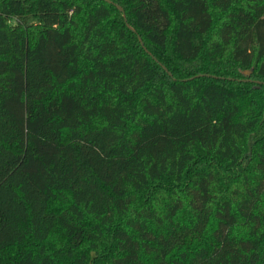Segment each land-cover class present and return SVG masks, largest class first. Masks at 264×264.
Here are the masks:
<instances>
[{"label": "trees", "instance_id": "16d2710c", "mask_svg": "<svg viewBox=\"0 0 264 264\" xmlns=\"http://www.w3.org/2000/svg\"><path fill=\"white\" fill-rule=\"evenodd\" d=\"M0 264H264V0H0Z\"/></svg>", "mask_w": 264, "mask_h": 264}, {"label": "water", "instance_id": "95a60500", "mask_svg": "<svg viewBox=\"0 0 264 264\" xmlns=\"http://www.w3.org/2000/svg\"><path fill=\"white\" fill-rule=\"evenodd\" d=\"M108 1H111V0H108ZM114 4H115L116 7L122 12L123 18H124V20L126 21V25H127L130 29H132V30L134 31V28H133V27L127 22L126 14H125V12H124L122 6H121L120 4H118V3H116V2H114ZM138 39H139L140 43L143 45V47L145 48V50H146L148 53H150V52L147 50V48L144 46V43H143V41H142L140 35H138ZM150 54H151V53H150ZM161 65H162V67H163L165 70H167V68H166L165 65H163V64H161ZM167 72L171 75V72H170L169 70H167ZM257 82L260 83V82H262V81L258 80Z\"/></svg>", "mask_w": 264, "mask_h": 264}]
</instances>
